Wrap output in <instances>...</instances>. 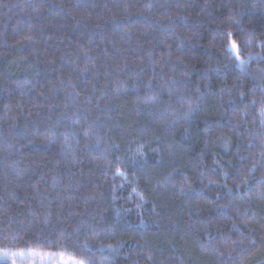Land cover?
<instances>
[{"label":"trees","instance_id":"obj_1","mask_svg":"<svg viewBox=\"0 0 264 264\" xmlns=\"http://www.w3.org/2000/svg\"><path fill=\"white\" fill-rule=\"evenodd\" d=\"M45 258L264 264V0H0V264Z\"/></svg>","mask_w":264,"mask_h":264},{"label":"rangeland","instance_id":"obj_2","mask_svg":"<svg viewBox=\"0 0 264 264\" xmlns=\"http://www.w3.org/2000/svg\"><path fill=\"white\" fill-rule=\"evenodd\" d=\"M42 260H43V261H41V262H37V263H35V264H45V262L48 261V259H46V258H45V259H42ZM64 264H67V263H64Z\"/></svg>","mask_w":264,"mask_h":264},{"label":"snow or ice","instance_id":"obj_3","mask_svg":"<svg viewBox=\"0 0 264 264\" xmlns=\"http://www.w3.org/2000/svg\"><path fill=\"white\" fill-rule=\"evenodd\" d=\"M232 47H233L234 49H237V54H239V53H238V46H237L235 43H233ZM253 103H255V101H253Z\"/></svg>","mask_w":264,"mask_h":264}]
</instances>
